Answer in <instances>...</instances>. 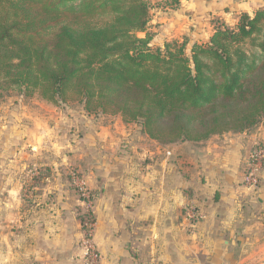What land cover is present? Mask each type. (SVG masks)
I'll return each instance as SVG.
<instances>
[{
    "label": "crops",
    "instance_id": "1",
    "mask_svg": "<svg viewBox=\"0 0 264 264\" xmlns=\"http://www.w3.org/2000/svg\"><path fill=\"white\" fill-rule=\"evenodd\" d=\"M168 3L149 19L155 47L206 43L216 27L264 9V0ZM256 144L264 118L242 133L161 145L118 116L2 99L0 264H83L74 171L93 196L99 264H264V170L257 189L243 185ZM190 206L201 216L194 225Z\"/></svg>",
    "mask_w": 264,
    "mask_h": 264
},
{
    "label": "trees",
    "instance_id": "2",
    "mask_svg": "<svg viewBox=\"0 0 264 264\" xmlns=\"http://www.w3.org/2000/svg\"><path fill=\"white\" fill-rule=\"evenodd\" d=\"M149 1L0 0V100L14 93L80 105L136 124L161 145L256 127L264 118V9L216 27L206 43L155 47ZM247 41L259 55L241 49Z\"/></svg>",
    "mask_w": 264,
    "mask_h": 264
},
{
    "label": "built area",
    "instance_id": "3",
    "mask_svg": "<svg viewBox=\"0 0 264 264\" xmlns=\"http://www.w3.org/2000/svg\"><path fill=\"white\" fill-rule=\"evenodd\" d=\"M264 170V145L256 144L251 151L248 158V165L244 173L243 185L248 190H255L261 184V175ZM72 183L76 188L77 194L82 203H84L88 210L92 211L93 196L90 193L85 179L78 173H72ZM186 218L191 222V225L196 224L201 216L199 212L192 206L186 210ZM90 217V216H89ZM89 225V226H88ZM86 226L85 236L82 239V247L84 250V259L88 264H99L100 255L92 242L94 221L92 220Z\"/></svg>",
    "mask_w": 264,
    "mask_h": 264
},
{
    "label": "rangeland",
    "instance_id": "4",
    "mask_svg": "<svg viewBox=\"0 0 264 264\" xmlns=\"http://www.w3.org/2000/svg\"><path fill=\"white\" fill-rule=\"evenodd\" d=\"M167 2H165V0H150L149 3H150V11H149V19H152V18H157L159 14H161L165 8L171 10V3L169 4L168 3V0H166ZM165 4H168V5H165ZM159 16H162V15H159ZM159 19V18H158ZM150 28V27H149ZM149 32L152 34L153 32H151L149 30ZM141 36V34H139ZM176 41V40H175ZM179 43L180 41L177 40ZM174 42V41H173ZM171 41L167 44H170ZM187 48V47H186ZM241 49L247 54H251L252 52L256 53L257 55H259V52L257 50V48L253 45H251L250 41H247L245 42V44H243L241 46ZM10 97H15V98H19L21 96H18V95H15L14 93H12V95ZM8 98V97H7ZM35 100H38V101H41V99H35ZM42 102V101H41ZM47 104L48 106H51V104L49 103H45ZM59 108H62V109H81L82 107L80 105H73V106H66V107H59ZM72 173H78L76 171L72 172ZM72 173L70 174V184H71V187L72 189L74 190L75 194H76V197H77V201H78V204H79V213H80V221H81V228L83 229V237L81 238V243H82V239L84 238L85 236V232H86V226L89 224L90 219H89V216L90 218L92 217V211L88 210L86 205L84 203H82V201L80 200V197L79 195L77 194V191H76V188L75 186L73 185L72 183ZM79 174V173H78ZM81 176V174H79ZM84 178V177H83ZM89 189V188H88ZM90 191V190H89ZM91 192V191H90ZM22 194H23V198L25 199H28L31 197V193L30 191L25 188L23 189L22 191ZM89 219V220H88ZM89 226V225H88ZM87 226V227H88ZM83 248V247H82ZM84 251V250H83ZM83 264H88L85 259H83Z\"/></svg>",
    "mask_w": 264,
    "mask_h": 264
}]
</instances>
